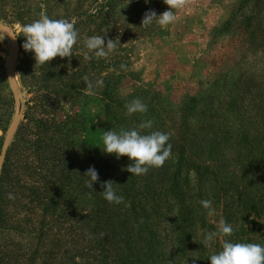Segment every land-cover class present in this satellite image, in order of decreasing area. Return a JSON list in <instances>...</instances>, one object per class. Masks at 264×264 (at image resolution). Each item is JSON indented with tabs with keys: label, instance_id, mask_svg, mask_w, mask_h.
<instances>
[{
	"label": "rangeland",
	"instance_id": "1",
	"mask_svg": "<svg viewBox=\"0 0 264 264\" xmlns=\"http://www.w3.org/2000/svg\"><path fill=\"white\" fill-rule=\"evenodd\" d=\"M86 1L84 9L90 8L92 3V0ZM240 1L185 0L183 8L173 10L175 22L165 28L155 23L144 27L138 19L139 16L143 18L150 10L157 15L169 10L164 0L143 2L140 11L130 13L132 18L126 14L129 6L125 5L123 11L111 17L116 22L113 29L117 32L112 33L108 40H115L117 49L110 54L117 58H112L104 66L95 67L93 71L89 68V58H86L92 53L85 47V41L88 37L97 35L96 23L81 29L70 57H56L45 65L36 64L34 54L26 52L22 47L24 37L18 36L20 52L14 69L23 111L5 159L0 182L3 196L0 215V264H111L109 244L103 237L102 240L97 239L89 229L94 227L96 220L91 221L79 214L81 209L91 208L90 198L85 197L82 202H77L70 212L63 205L46 212L43 203L25 202L28 200L27 194H31L33 190V178L36 177L31 170L26 171L27 165H33L37 159L33 150L23 148L24 141L28 138L35 139V131L38 129L36 120L44 116L39 111L40 93L49 96L50 93H65L62 98L56 96L63 107L60 115L64 117L69 114L74 117L75 112L71 109L74 93L79 88L82 93H88L84 77L93 82L103 80V86L94 91L101 96L105 87L104 78L108 76H114L112 83L116 82L113 88H116L114 93L118 97L139 98L149 109L153 107L160 114V117L152 118L165 121V129L171 134L169 143L172 144V155L165 161L164 166L177 164V147L181 142L186 143L187 159L181 172V180L186 183L183 192L189 193L190 203L197 204L201 200L210 199L215 209V215L205 216V222L199 219L197 227H192L195 231L190 239L193 244L192 252L188 251L186 256L198 258L206 224L218 227L219 221H226L227 210L238 190L234 185L236 190L231 188L226 196L223 193L217 199L211 196L206 169L202 170L203 175H199L195 168V165L205 163L206 156L202 157L204 160L199 157L198 150L192 144L201 142L206 147V140L212 138L211 133L222 129V123L232 124L230 115L225 111L226 103L232 97L237 98V108L246 111L244 123L248 124L254 136L264 133V0H251L248 5L239 8ZM9 9L5 7L0 13L11 15ZM248 18H251L250 26L247 25ZM0 21L11 25L17 35H20V23H12L9 19H4V16H0ZM151 28L155 30L152 31ZM108 35L105 34L106 41ZM9 49L8 36L0 32V152L15 110L7 71ZM209 96L216 97L210 118L209 111L206 110V99ZM193 97L199 101L192 104L189 115L185 116V109L190 106V103L186 106L187 99ZM79 109H76V113L81 114ZM102 111L99 102L93 101L88 106L87 119L92 132L106 126ZM102 136L92 133L89 142L94 148H104ZM226 155V159L219 158L215 162L217 165L231 164L226 169L230 172H233L232 169L237 171L238 183L241 178L239 163L234 158L226 163L230 157H237L234 147L230 146ZM80 161L78 159L76 163ZM128 161L130 160L127 156L117 159L115 154H107L106 163L110 166L108 175L115 181L120 177L129 179L131 173L126 170ZM19 177V183L24 184L23 190L27 196L21 195L22 192L14 194L12 191L13 181L15 183ZM138 188L137 185L136 189ZM9 193L14 199L8 198ZM132 201L133 199L128 198L121 203L125 207L118 208L117 212L123 214ZM135 202L137 204L138 199ZM181 207L182 204L176 201L174 213L177 214ZM173 220L166 216V219H159L155 223L159 228V238L164 239V229L169 231L174 228ZM234 222L235 218L229 221L231 226ZM213 231L216 230H210ZM105 233L106 230L103 234ZM249 237L251 235H245L244 239ZM223 239L225 238L220 237L214 241L212 247L204 248L220 250ZM187 257L183 258L182 264ZM169 263H173V259Z\"/></svg>",
	"mask_w": 264,
	"mask_h": 264
},
{
	"label": "trees",
	"instance_id": "2",
	"mask_svg": "<svg viewBox=\"0 0 264 264\" xmlns=\"http://www.w3.org/2000/svg\"><path fill=\"white\" fill-rule=\"evenodd\" d=\"M250 1L241 0L239 8L248 5ZM86 2V0H0V12L5 7H9L11 12V15L0 13V16L21 25L31 23L41 15H47L53 19H66L74 23L79 33L86 26L90 27L96 23L97 35L109 34L108 40L112 33L117 32L113 29L116 22L111 20L115 13L123 11V6L128 5L126 14L130 15L131 12L140 11L142 3H146L145 0H92L90 8L84 9ZM138 19L142 22V16ZM247 25H251L250 20ZM151 30L154 31L155 28ZM105 43H107L106 40ZM112 58L116 59L117 56L113 57L109 54L104 58H89V68L93 71L95 67L109 63ZM117 62L122 64L120 61ZM113 78L114 76L104 78L105 87L101 96L95 93H82L81 88L77 87L78 92L74 93L71 103V109L75 112L74 117L69 114L64 117L60 115L63 107L57 101L56 96L62 98L65 93H61L62 95L50 93L54 94L53 97L40 93L41 108L39 111L44 116L36 120L38 129L35 131V139L23 140V148L33 150L37 159L33 165L30 163L27 165L26 171L31 170L36 177L33 178L34 185L31 194L26 193L28 200L25 202L43 203L46 212L63 205V208L70 212L77 202H82L85 197H88L91 200V208L81 209L80 212L77 211V215L79 212L80 216L89 218L91 221L96 220L94 227L89 229L97 239L103 237V240L109 244L111 264H182L183 258L187 257L186 253L192 252L193 244L190 239L192 233L195 232L192 227H195L199 219L205 222V216L207 217L200 202L190 203L189 193L183 192L186 183L181 180V172L183 163L187 159L186 143L181 142L177 147L179 154L177 164L152 168L149 169V174L135 177L130 175L126 180L125 177H120L115 181L112 176H109L107 171L110 166L106 163L107 153L103 152L102 148H94L91 145L89 139L92 133L101 136L108 130L119 131L121 128L140 130L138 126L145 120H151L153 127L151 130L140 131L166 133L168 131L165 129L164 120L152 118L153 116L160 117L153 107L149 109L148 106V111L143 114L126 115L125 104L133 99H122L114 93L116 88H113V85H116V82L112 83ZM236 99L232 97L227 101L225 108L231 117L232 124L222 123L224 125L222 129L211 133L212 138L206 140V147L201 142L192 144L198 150L199 157L206 156L205 163H199L195 165V168L199 175H203L202 170L206 169V180H209L211 196L216 199L220 193L226 196L229 190L236 185L238 190L236 198L234 197L230 203L226 214L227 223L235 218L232 225L234 231L227 239L234 243L264 245V133L261 136H254L248 124L244 123L246 111L237 108ZM215 100V96H209L206 99L208 118L213 115L212 111L215 107L212 105ZM93 101L101 104L103 115L106 118V126L94 132L89 127L87 119L88 106ZM196 101H199L196 97L187 99L186 106L188 107L189 103L190 106L185 109V116L189 115L190 107ZM76 109H79L81 114L76 113ZM150 112H152L151 115ZM168 134L171 136L170 133ZM230 146L234 147L237 157H230L226 163L233 158L239 163L241 178L238 183H236L239 176L237 171L232 169L233 172H230L226 169L230 168L231 164L217 165L215 162L219 158L226 159ZM78 159L81 161L76 163ZM128 163L131 164L132 161ZM89 167H94L99 176L98 182L93 184L92 189L86 187L87 178L83 176ZM16 180L15 183L13 181L12 191L14 194L22 192L21 195H23L24 184L19 183L20 177ZM107 180L116 183L113 187L118 195L124 197V201L128 198L133 199L132 204L125 209L123 214H119L117 210L125 207L124 204H110L102 197L101 191L104 190L102 183ZM137 185L138 189H136ZM239 186L240 189H238ZM209 189H206L207 192ZM232 190H236L235 187ZM136 199H138L137 204ZM176 201L182 204L177 214L174 213ZM2 203L3 196L0 192V215ZM166 216L174 219V228L169 231L164 229L163 239L158 237L159 228L155 223L159 219H166ZM206 223H208L207 220ZM211 229L217 231L218 227L206 224V232H210ZM105 230L106 233L103 234ZM245 235H251V238L244 239ZM201 246L199 250L201 254L198 258L187 257L184 264H210V255L221 250L220 248V250L211 251ZM171 259L173 263H169Z\"/></svg>",
	"mask_w": 264,
	"mask_h": 264
},
{
	"label": "clouds",
	"instance_id": "3",
	"mask_svg": "<svg viewBox=\"0 0 264 264\" xmlns=\"http://www.w3.org/2000/svg\"><path fill=\"white\" fill-rule=\"evenodd\" d=\"M147 3L148 0H145ZM169 6V10L157 15L155 11H148L142 18V26L148 27L158 24L165 28L176 20L175 9L183 8L185 0H164ZM18 36L24 37L22 44L26 52H32L36 64L45 65L56 57L66 58L72 55L73 46L77 43L79 31L74 23L66 19H53L47 15H41L31 23L22 25L20 35L13 34L15 39ZM85 47L92 53V57L86 58H104L117 49L115 40H108L105 43L104 35H93L85 41ZM123 68L124 66L121 65ZM86 90L93 94L95 89L103 86V80L90 81L84 77ZM126 115L131 116L137 113H146L148 106L139 98L133 99L125 104ZM153 122L145 120L138 126L140 130H151ZM137 128L125 129L119 131L108 130L103 133L102 142L103 152L115 154L119 159L127 156L131 164L127 171L131 176H142L148 173L151 168H160L172 155V144L169 143L170 135L161 131H140ZM86 177V187L92 189L94 183L98 182V172L94 167L89 169L83 175ZM112 181L102 183V197L110 204H121L124 197L118 195ZM8 198L14 199L9 193ZM200 204L208 216L215 215V209L210 199L201 200ZM232 226L224 220L219 221L217 231L206 232L203 236V246L212 247L214 241L224 237L221 250L213 253L209 257L210 264H264V245L259 243H234L228 237L233 234ZM195 258V257H194Z\"/></svg>",
	"mask_w": 264,
	"mask_h": 264
},
{
	"label": "water",
	"instance_id": "4",
	"mask_svg": "<svg viewBox=\"0 0 264 264\" xmlns=\"http://www.w3.org/2000/svg\"><path fill=\"white\" fill-rule=\"evenodd\" d=\"M0 32L4 33L8 36L10 40V49L7 57V71H8V79L10 82V86L14 95L15 100V110L14 115L12 118V121L7 129L4 142L2 145V149L0 152V182H1V176H2V170L5 163V159L7 157V153L10 147V144L12 142V139L16 133V130L20 124L21 117H22V111H23V101L20 93V87L19 83L16 77V72L14 69V63L19 55L20 52V43L19 38L16 37L13 38V34L16 33L15 29L2 21H0Z\"/></svg>",
	"mask_w": 264,
	"mask_h": 264
}]
</instances>
